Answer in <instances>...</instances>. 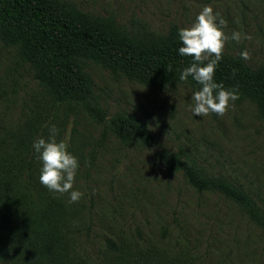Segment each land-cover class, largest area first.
Segmentation results:
<instances>
[{
  "label": "rangeland",
  "instance_id": "1",
  "mask_svg": "<svg viewBox=\"0 0 264 264\" xmlns=\"http://www.w3.org/2000/svg\"><path fill=\"white\" fill-rule=\"evenodd\" d=\"M64 1L90 15L113 16L123 26L144 25L161 34L172 24L191 27L211 6L227 21L224 52L247 50L250 66H264V0ZM234 31L251 39L237 43L231 39ZM86 72L107 118L123 112L145 120L157 140L153 147H127L116 136L104 137L103 125L87 113L54 107L32 69L0 42V131L39 110L54 120L57 141H64L79 162L73 190L83 196L71 204L81 219L77 239L88 263L114 264L106 246L112 239L174 253L190 250L212 263L264 264V230L220 194L196 192L159 158L163 149L183 150L209 174L243 185L264 207V121L255 106L236 100L224 116L199 117L191 110L195 91L186 85L147 87L95 65ZM64 195L69 201L70 193Z\"/></svg>",
  "mask_w": 264,
  "mask_h": 264
},
{
  "label": "trees",
  "instance_id": "2",
  "mask_svg": "<svg viewBox=\"0 0 264 264\" xmlns=\"http://www.w3.org/2000/svg\"><path fill=\"white\" fill-rule=\"evenodd\" d=\"M179 29L172 24L164 34L144 25L135 30L113 16H93L64 0H0V42L14 48L32 69L52 105L87 113L103 125L104 137L116 136L127 147L151 148L157 140L137 116L118 112L107 118L86 69L95 65L147 87L186 85L198 91L201 85L192 77L179 79L192 62L179 54ZM214 79L237 90L238 101L254 105L264 121V66L252 67L240 55L224 52ZM49 116L39 110L0 131V264H89L77 239V208L39 180L42 163L33 143L49 137L54 122ZM159 158L168 171L181 172L196 192L220 194L264 230V207L243 185L209 174L183 150L163 149ZM106 246L114 264L225 263H212L190 250L144 248L134 241L107 239Z\"/></svg>",
  "mask_w": 264,
  "mask_h": 264
},
{
  "label": "clouds",
  "instance_id": "3",
  "mask_svg": "<svg viewBox=\"0 0 264 264\" xmlns=\"http://www.w3.org/2000/svg\"><path fill=\"white\" fill-rule=\"evenodd\" d=\"M226 26L227 21L219 13H214L211 6H205L191 27L179 29V39L183 45L179 48V54L192 57L190 66L181 72L179 79L186 82L192 77L201 85L200 90L191 97V110L195 116L207 117L212 113L224 116L239 99L237 90H227L214 79L216 68L223 59L225 43L229 39L223 31ZM242 38L251 39L247 35L242 37L238 31L231 35V39L237 43ZM240 56L245 61L251 59L247 50L242 51ZM49 133L47 139L39 137L33 143L37 159L42 163L40 183L49 191L70 193L69 202L76 203L83 196L82 192L73 190L79 168L78 159L68 151L64 141H57L59 129L55 125L49 128Z\"/></svg>",
  "mask_w": 264,
  "mask_h": 264
}]
</instances>
